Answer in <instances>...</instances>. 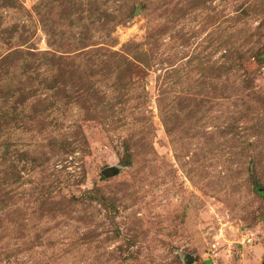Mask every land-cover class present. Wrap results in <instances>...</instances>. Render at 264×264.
Instances as JSON below:
<instances>
[{
	"label": "rangeland",
	"instance_id": "1",
	"mask_svg": "<svg viewBox=\"0 0 264 264\" xmlns=\"http://www.w3.org/2000/svg\"><path fill=\"white\" fill-rule=\"evenodd\" d=\"M259 189L264 0H0V264H262Z\"/></svg>",
	"mask_w": 264,
	"mask_h": 264
},
{
	"label": "water",
	"instance_id": "2",
	"mask_svg": "<svg viewBox=\"0 0 264 264\" xmlns=\"http://www.w3.org/2000/svg\"><path fill=\"white\" fill-rule=\"evenodd\" d=\"M110 170H111V169H107V170H105L103 174H104V175H109V171H110ZM260 191L264 193V190H263V189H260ZM191 263H192V261H189V262H188V264H191ZM263 264H264V262H263Z\"/></svg>",
	"mask_w": 264,
	"mask_h": 264
},
{
	"label": "trees",
	"instance_id": "3",
	"mask_svg": "<svg viewBox=\"0 0 264 264\" xmlns=\"http://www.w3.org/2000/svg\"><path fill=\"white\" fill-rule=\"evenodd\" d=\"M258 191L261 192L260 189H259ZM261 193H263V192H261ZM263 194H264V193H263Z\"/></svg>",
	"mask_w": 264,
	"mask_h": 264
},
{
	"label": "flooded vegetation",
	"instance_id": "4",
	"mask_svg": "<svg viewBox=\"0 0 264 264\" xmlns=\"http://www.w3.org/2000/svg\"><path fill=\"white\" fill-rule=\"evenodd\" d=\"M264 262V261H263ZM263 264V263H262Z\"/></svg>",
	"mask_w": 264,
	"mask_h": 264
}]
</instances>
